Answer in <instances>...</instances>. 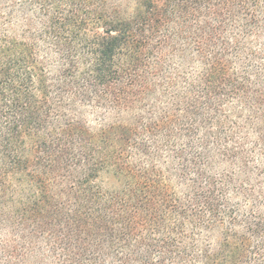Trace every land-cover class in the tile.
Instances as JSON below:
<instances>
[{"label": "trees", "instance_id": "1", "mask_svg": "<svg viewBox=\"0 0 264 264\" xmlns=\"http://www.w3.org/2000/svg\"><path fill=\"white\" fill-rule=\"evenodd\" d=\"M0 264H264V0H0Z\"/></svg>", "mask_w": 264, "mask_h": 264}]
</instances>
